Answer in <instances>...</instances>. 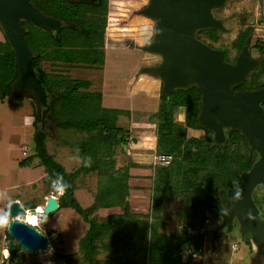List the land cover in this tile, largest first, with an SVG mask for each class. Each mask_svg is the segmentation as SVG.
Segmentation results:
<instances>
[{
	"label": "trees",
	"instance_id": "trees-1",
	"mask_svg": "<svg viewBox=\"0 0 264 264\" xmlns=\"http://www.w3.org/2000/svg\"><path fill=\"white\" fill-rule=\"evenodd\" d=\"M143 21L141 18L133 23L141 25ZM21 25L27 28L24 41L34 53L32 67L51 98L52 120L45 119L44 126L36 104L30 98L35 129L34 157L44 169L43 182L48 186L59 182L63 188L57 210L72 209L88 225L79 242L82 261L93 263L102 250L110 254L112 264H192V255H202L205 238L210 233L206 229L211 223L207 213L214 212L210 206L215 203L225 205L226 191L239 186L241 175L250 170L256 159L243 136L229 130L226 143L216 146L213 135L197 123L201 95L196 88L174 91L169 98L160 93L154 150L155 154L173 156L171 164L155 167L131 164V172L126 174L102 171L103 161L98 158L100 149L114 144L122 149L128 143L129 131L117 124L126 113L104 110L102 94L91 91L89 81L73 79L69 75L73 68L103 65L104 50L96 45L100 41L92 39L84 28L62 29L55 35L31 23ZM252 33L250 27L239 32L231 47L239 55L249 39V47L256 49L261 64L235 91L264 88V43L251 46ZM221 34V31L206 30L198 32L197 39L212 48L210 44L217 43ZM221 51L224 62L228 63L226 50ZM46 65L50 66L49 71H45ZM15 79V57L4 39L0 42L1 101L24 98L12 90ZM261 106L264 109V102ZM177 109L184 110L183 123L174 121ZM46 125L78 136L71 142L64 141L65 147L70 146L72 155L79 160L78 168L73 172H67L48 154ZM189 130L201 134L189 137ZM28 164L25 160L20 166ZM92 175L97 177L96 192L92 204L83 208L75 195L76 181ZM131 192L135 196L147 195L148 206L144 211L131 206ZM217 192H222L223 198L217 197ZM175 202L181 206L175 214L181 228L178 233L166 235L168 206ZM114 209L121 212L104 217L98 214ZM6 240L11 262L21 261L25 252L7 233ZM51 244L50 241L49 246ZM183 251H189L191 255L184 257ZM54 258L64 264H76L69 256Z\"/></svg>",
	"mask_w": 264,
	"mask_h": 264
},
{
	"label": "rangeland",
	"instance_id": "rangeland-1",
	"mask_svg": "<svg viewBox=\"0 0 264 264\" xmlns=\"http://www.w3.org/2000/svg\"><path fill=\"white\" fill-rule=\"evenodd\" d=\"M30 3L48 16H63L71 20L76 27L84 28L92 39L100 41L99 44L96 42V45L104 50L103 65L98 68H73L69 71L73 79L89 81L91 91L103 94L105 108L130 113V119L133 123L139 124L140 128L143 126L151 128L152 125L156 128L160 101L156 99L151 88L139 87V77L143 75L141 70L159 60V57L147 54L141 49L152 39L154 31V22L137 14L146 6L148 0H101L95 6H72L62 0H31ZM212 14L214 18L223 22L224 28L217 43L210 44L208 41L206 43H209L215 50L221 51L224 48L228 63H235L238 57L231 47L232 42L239 32L248 27L253 30L251 46L264 43V0H227L222 8L214 10ZM141 18L144 19L141 25L133 23ZM201 37L205 39L204 36ZM3 40L0 29V42ZM250 51L253 58L260 60L256 49L253 48ZM49 69L50 66L46 65L45 71ZM127 120L128 118L121 121L123 123V121L128 122ZM174 120H177V115H174ZM33 122V106L29 97L11 102H8V99L0 100V217L3 218H5V209L10 202L20 201L24 209L32 211L34 207L39 209L43 206L45 199L53 191L51 186L43 182L44 169L34 157ZM198 134V132L188 131L189 137ZM46 135L48 154L67 172L77 169L79 160L72 155L70 146L65 147L64 141L71 142L78 136L51 129L48 125H46ZM129 139L130 142H136L134 135ZM146 144V147L151 150L144 151L145 161L141 158L142 155L138 156L140 160L136 164H141V166H147L145 164L153 160L155 155L154 142L147 140ZM108 153H105V149H100L98 158L100 162H106L110 170L116 172L125 166L126 158H130L124 148L121 149L115 144L109 146ZM25 160L29 164L21 167L20 163ZM96 183V175L83 177L76 181L75 195L83 208H88L92 204ZM223 195L222 192L216 194L219 198H223ZM253 199L264 215V204L262 203L264 202V187L255 190ZM147 200V195L146 197L135 196L131 192L130 201L133 208L144 211L148 206ZM180 207V204L176 202L168 206V217L164 227L166 235L180 231V223L175 217ZM119 212H121L120 209H114L99 211L98 214L104 217L110 213ZM207 215L211 223L206 229L210 233L205 238L202 255L197 256L192 264H264V255L242 239L237 225L230 231L224 230L214 234L213 231L219 225L220 220L215 212H209ZM87 229L88 225L74 210L69 208L56 210L42 217L38 226V231L49 236V242L52 243L50 251L38 254L25 253L21 261L12 262L13 264H64L54 258L57 255H63L72 258L76 264H87L82 261L79 252V242ZM6 233L7 225L0 227V256L1 250L8 247ZM53 235L56 237L52 238ZM233 246L237 247V251L232 250ZM111 260L110 254L101 250L91 264H107L108 262L112 264Z\"/></svg>",
	"mask_w": 264,
	"mask_h": 264
},
{
	"label": "water",
	"instance_id": "water-1",
	"mask_svg": "<svg viewBox=\"0 0 264 264\" xmlns=\"http://www.w3.org/2000/svg\"><path fill=\"white\" fill-rule=\"evenodd\" d=\"M31 0H0V29L15 57L16 79L12 90L18 97L34 100L43 126L51 118V98L32 67L34 53L24 41L31 23L58 34L62 23L48 16ZM227 0H148L138 15L154 22L152 39L142 51L159 57V63L141 70L157 79L161 94L169 98L174 91L196 88L201 95L197 123L213 135L216 146H223L227 131L239 132L256 156L250 170L241 175V183L226 191L225 205L215 203L210 209L220 222L213 231H230L238 227L242 239L264 255V215L253 200L255 190L264 187V88L235 91L261 64L251 56L249 39L235 63H226L223 52L208 47L197 39L198 32L222 31L221 20L212 12ZM58 209V200L48 197L42 207L44 216ZM38 214L37 212H34ZM18 201L9 203L4 217L9 220L7 234L27 254L50 251L48 237L37 229L13 219L25 216ZM56 236L53 235L52 238Z\"/></svg>",
	"mask_w": 264,
	"mask_h": 264
},
{
	"label": "crops",
	"instance_id": "crops-1",
	"mask_svg": "<svg viewBox=\"0 0 264 264\" xmlns=\"http://www.w3.org/2000/svg\"><path fill=\"white\" fill-rule=\"evenodd\" d=\"M158 63H159V60H157L154 63H151L150 65H147V66H155ZM139 81H140V86H139L140 88H142V89H144V88L146 89L147 87L151 88L155 93L156 99H159L161 83L157 79H154L148 75H145V76L142 75L139 77ZM103 100L104 99H103V94H102V107H103V109L110 110V108L104 107ZM174 115H177V120H174L175 122H178V123L184 122V110L183 109H177V111L175 112ZM130 117H131L130 113H128V114L126 113L125 115H123L119 118L117 124H118V127L124 128L125 130L129 131L130 137H132V135H134V137H135L136 142H134V141L130 142L129 141L130 139H129L127 145H125V147H124V151L127 153L128 156L130 155L131 160H130V158L124 157V158H126V161H124L125 166L123 168H120V169L118 168L119 169L118 172L110 170L109 169L110 167L107 166L106 162L103 161L102 171L111 172V173H115V174L129 173V172H131L129 166L131 164L137 165L136 163L138 160H140L139 157H141V155L143 156L144 151L151 150V148L146 147V145H147L146 141L152 140L154 142V140H155V129H156L155 126L152 125L151 128H145L143 126L142 128H140V126H138L139 124H136V122L133 123V121L130 119ZM126 118H128V120H127L128 122L123 121V123H122L121 120L126 119ZM134 125H136V126H134ZM146 129H149V130H146ZM189 131H192V130H189ZM192 132L197 133L198 131H192ZM148 133H151V134H148ZM152 133H154V134H152ZM198 133H199L198 135H196V136L193 135V137H198L200 135V132H198ZM146 135H148V137H146ZM103 147L105 149V153L106 152L108 153L109 147L106 145H104ZM153 151H155V150H153ZM137 154H139V155H137ZM108 156H109V153H108ZM141 158H144V161H145L144 156ZM151 161L147 162L145 165L151 166V164H152ZM18 202L20 203V201H18ZM20 205H21V203H20ZM40 208L41 207H39V209ZM45 236H47V235H45Z\"/></svg>",
	"mask_w": 264,
	"mask_h": 264
},
{
	"label": "built area",
	"instance_id": "built-area-1",
	"mask_svg": "<svg viewBox=\"0 0 264 264\" xmlns=\"http://www.w3.org/2000/svg\"><path fill=\"white\" fill-rule=\"evenodd\" d=\"M130 143V142H129ZM24 154H25V152H23ZM172 160H173V156H171V155H167V154H155L154 155V157H153V160H152V166L153 167H155V166H168V165H170L171 164V162H172ZM51 188H52V192L50 193V195H49V197H54L55 199H59L62 195H63V188H62V186H61V184L59 183V182H53L52 184H51ZM44 205H45V202H44ZM43 205V206H44ZM43 206H40L41 208L43 207ZM22 207V206H21ZM23 208V207H22ZM24 209V208H23ZM37 207L35 208V209H33L32 211L34 212H36L37 211ZM25 210V209H24ZM26 211V213H28V212H30V213H32V211L31 210H25ZM39 214V213H38ZM42 217H44V215H43V212H41L39 215H38V218H37V220H35V223L33 224V223H30V221H28L27 220V218L25 217V216H22V217H20V216H18V217H16V218H14L13 220L14 221H19V222H22V223H24V224H27V225H29V226H31V227H33V228H35V229H37L38 230V226H39V223L42 221ZM189 233H190V230H189ZM43 234V233H42ZM44 235V234H43ZM6 251V252H8V255H7V257L4 255V253H3V251ZM232 250L233 251H237V247L236 246H233L232 247ZM182 255L184 256V257H189L190 255H191V253L189 252V251H183L182 252ZM197 257V255H192V258L195 260V258ZM0 264H13L12 262H11V255H10V252H9V249H8V247H6V248H3L2 250H1V256H0Z\"/></svg>",
	"mask_w": 264,
	"mask_h": 264
},
{
	"label": "flooded vegetation",
	"instance_id": "flooded-vegetation-1",
	"mask_svg": "<svg viewBox=\"0 0 264 264\" xmlns=\"http://www.w3.org/2000/svg\"><path fill=\"white\" fill-rule=\"evenodd\" d=\"M62 1L66 2L67 4H70L72 6H77V5L78 6H82V5H92V6H95L101 0H62ZM138 12H137V14H138ZM55 18L59 19L60 22L62 23V27L59 29V31L62 30V29L74 30V29L78 28V27H76L74 25V23L71 20H68L67 18H64L63 16L62 17L59 16V17H55ZM223 58H224V55H223ZM43 126H44V123H43ZM260 212H261V210H260Z\"/></svg>",
	"mask_w": 264,
	"mask_h": 264
},
{
	"label": "bare ground",
	"instance_id": "bare-ground-1",
	"mask_svg": "<svg viewBox=\"0 0 264 264\" xmlns=\"http://www.w3.org/2000/svg\"><path fill=\"white\" fill-rule=\"evenodd\" d=\"M34 212L33 213H30V212L26 213L25 217L27 218L28 221H35V220H37L38 215L42 212V208L37 209L36 212L39 213V214H35ZM3 252L5 253L6 251L4 250Z\"/></svg>",
	"mask_w": 264,
	"mask_h": 264
},
{
	"label": "clouds",
	"instance_id": "clouds-1",
	"mask_svg": "<svg viewBox=\"0 0 264 264\" xmlns=\"http://www.w3.org/2000/svg\"><path fill=\"white\" fill-rule=\"evenodd\" d=\"M11 203V202H10ZM26 210V209H25ZM33 213V211H32ZM30 223H35V221H30ZM8 225V220L6 218L0 217V227ZM47 237V236H46ZM49 239V238H48ZM8 253L5 252V256L7 257Z\"/></svg>",
	"mask_w": 264,
	"mask_h": 264
}]
</instances>
